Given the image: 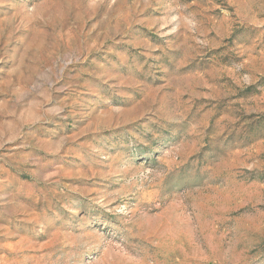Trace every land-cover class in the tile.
Segmentation results:
<instances>
[{
	"label": "rangeland",
	"instance_id": "374dc122",
	"mask_svg": "<svg viewBox=\"0 0 264 264\" xmlns=\"http://www.w3.org/2000/svg\"><path fill=\"white\" fill-rule=\"evenodd\" d=\"M0 264H264V0H0Z\"/></svg>",
	"mask_w": 264,
	"mask_h": 264
}]
</instances>
